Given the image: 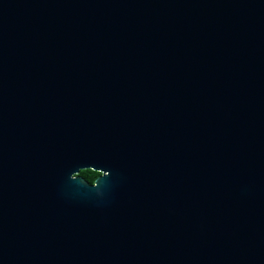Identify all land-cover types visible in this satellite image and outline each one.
Masks as SVG:
<instances>
[{
    "label": "water",
    "instance_id": "obj_1",
    "mask_svg": "<svg viewBox=\"0 0 264 264\" xmlns=\"http://www.w3.org/2000/svg\"><path fill=\"white\" fill-rule=\"evenodd\" d=\"M0 264H264V0H0Z\"/></svg>",
    "mask_w": 264,
    "mask_h": 264
},
{
    "label": "trees",
    "instance_id": "obj_2",
    "mask_svg": "<svg viewBox=\"0 0 264 264\" xmlns=\"http://www.w3.org/2000/svg\"><path fill=\"white\" fill-rule=\"evenodd\" d=\"M78 175L87 183H91L98 174L90 170H81L78 172Z\"/></svg>",
    "mask_w": 264,
    "mask_h": 264
},
{
    "label": "flooded vegetation",
    "instance_id": "obj_3",
    "mask_svg": "<svg viewBox=\"0 0 264 264\" xmlns=\"http://www.w3.org/2000/svg\"><path fill=\"white\" fill-rule=\"evenodd\" d=\"M95 173H96V172H95ZM97 174H98V173H97ZM98 175H99V174H98ZM98 175H97V176H98ZM97 176H96V177H97ZM96 177H95V178H96ZM95 178H94V179H95ZM92 182H93V181H92ZM92 182H91V183H89V184H92Z\"/></svg>",
    "mask_w": 264,
    "mask_h": 264
}]
</instances>
